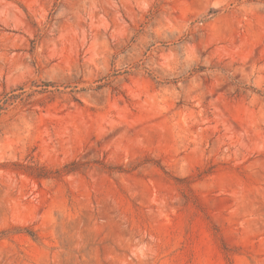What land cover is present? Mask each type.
<instances>
[{
    "label": "rangeland",
    "instance_id": "obj_1",
    "mask_svg": "<svg viewBox=\"0 0 264 264\" xmlns=\"http://www.w3.org/2000/svg\"><path fill=\"white\" fill-rule=\"evenodd\" d=\"M0 264H264V0H0Z\"/></svg>",
    "mask_w": 264,
    "mask_h": 264
}]
</instances>
